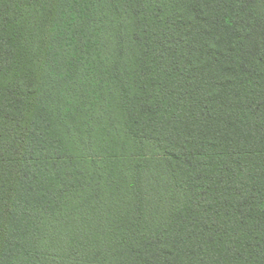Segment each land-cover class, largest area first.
Instances as JSON below:
<instances>
[{
	"label": "trees",
	"instance_id": "16d2710c",
	"mask_svg": "<svg viewBox=\"0 0 264 264\" xmlns=\"http://www.w3.org/2000/svg\"><path fill=\"white\" fill-rule=\"evenodd\" d=\"M0 264H264V0H0Z\"/></svg>",
	"mask_w": 264,
	"mask_h": 264
}]
</instances>
